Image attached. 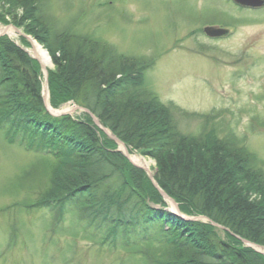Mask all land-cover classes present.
Returning a JSON list of instances; mask_svg holds the SVG:
<instances>
[{
    "label": "trees",
    "instance_id": "1",
    "mask_svg": "<svg viewBox=\"0 0 264 264\" xmlns=\"http://www.w3.org/2000/svg\"><path fill=\"white\" fill-rule=\"evenodd\" d=\"M44 5L0 0V21L9 17L49 54L50 106L72 101L88 110L130 153L154 160V181L182 215L207 221L169 211L145 171L116 150L88 112L51 115L38 62L0 36V135L39 157L22 183L45 178L27 207L50 208L60 219L72 213L84 237L137 254L142 264H264L242 242L264 247V170L257 157L230 135L182 133L178 108L163 103L147 81L155 58L58 29Z\"/></svg>",
    "mask_w": 264,
    "mask_h": 264
},
{
    "label": "rangeland",
    "instance_id": "2",
    "mask_svg": "<svg viewBox=\"0 0 264 264\" xmlns=\"http://www.w3.org/2000/svg\"><path fill=\"white\" fill-rule=\"evenodd\" d=\"M44 12L58 29L91 34L129 56L155 58L147 81L163 103L178 108V129L230 135L264 170V7L241 8L230 0H45ZM5 21L0 36L33 57V38L9 17ZM205 25L228 32L210 38L202 31ZM41 84L54 115H79L71 101L52 108L43 73ZM142 157L153 175L154 160ZM38 160L0 135V264H142L137 254L84 237L72 213L60 219L50 208L27 207L45 178L38 174L22 183V173Z\"/></svg>",
    "mask_w": 264,
    "mask_h": 264
},
{
    "label": "water",
    "instance_id": "3",
    "mask_svg": "<svg viewBox=\"0 0 264 264\" xmlns=\"http://www.w3.org/2000/svg\"><path fill=\"white\" fill-rule=\"evenodd\" d=\"M234 2H236L237 4L239 5H242V6H248V7H262L264 6V0H233ZM204 32L205 34H207L208 36L210 37H218V36H224L227 34V30L226 29H223V28H217V27H210V26H207L204 28ZM37 60V62L39 63L40 67H41V70L43 71L44 73V79H45V89L47 88V85H46V76H47V72L46 70L43 68L41 62L39 59L35 58ZM47 91V89H46ZM44 102H45V105L46 107L47 104H46V93H44ZM94 122L96 124H98V120L96 118H93ZM105 132H108L106 129H103ZM115 142H117L118 144H122L121 141H119L115 136L113 135H109ZM123 145V144H122ZM125 151L126 153H124V155L129 159V154H128V151L127 149L125 148ZM136 165V164H135ZM137 166V165H136ZM139 168H142L144 169L143 167H140V166H137ZM145 170V169H144ZM146 171V170H145ZM147 172V171H146ZM149 178L151 179V182L153 183V185L159 190V192L161 193V195L169 200V202L173 205L174 209L178 211V207H177V204L169 199L167 197V195L161 190L159 189V187L157 186V184L155 183V181L153 180L152 176L147 172ZM200 218H203V217H200ZM190 219H197V218H190ZM246 245H249V246H252V247H255L253 244L249 243L248 241L246 240H242Z\"/></svg>",
    "mask_w": 264,
    "mask_h": 264
},
{
    "label": "bare ground",
    "instance_id": "4",
    "mask_svg": "<svg viewBox=\"0 0 264 264\" xmlns=\"http://www.w3.org/2000/svg\"><path fill=\"white\" fill-rule=\"evenodd\" d=\"M30 41H31L30 51L32 56L40 60L44 69H48V67L51 66V62L46 50H44V48L35 40L31 39ZM119 149H121L123 152H126L124 146L121 144H119ZM129 157L134 164L145 168L148 171V173L151 174L150 172L151 164L144 157L138 154H133L130 155ZM256 249H259L260 251L264 252V249L262 248L256 247Z\"/></svg>",
    "mask_w": 264,
    "mask_h": 264
}]
</instances>
